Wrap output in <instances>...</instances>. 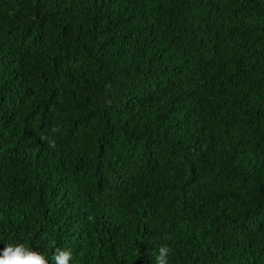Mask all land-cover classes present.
I'll list each match as a JSON object with an SVG mask.
<instances>
[{
    "label": "trees",
    "instance_id": "1",
    "mask_svg": "<svg viewBox=\"0 0 264 264\" xmlns=\"http://www.w3.org/2000/svg\"><path fill=\"white\" fill-rule=\"evenodd\" d=\"M16 241L49 264L164 244L168 264H264V0H0V250Z\"/></svg>",
    "mask_w": 264,
    "mask_h": 264
},
{
    "label": "clouds",
    "instance_id": "2",
    "mask_svg": "<svg viewBox=\"0 0 264 264\" xmlns=\"http://www.w3.org/2000/svg\"><path fill=\"white\" fill-rule=\"evenodd\" d=\"M57 131V129H53ZM42 140H47L49 147L55 148L54 141L42 135ZM170 238V237H169ZM172 249L167 245H161L155 257V264H168V256ZM73 251L71 249L56 247L52 255L51 264H72ZM46 252H40L26 245L23 241L6 243L0 250V264H49Z\"/></svg>",
    "mask_w": 264,
    "mask_h": 264
}]
</instances>
